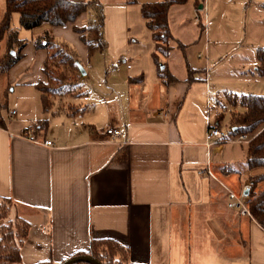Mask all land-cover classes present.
Here are the masks:
<instances>
[{
  "label": "crops",
  "instance_id": "crops-1",
  "mask_svg": "<svg viewBox=\"0 0 264 264\" xmlns=\"http://www.w3.org/2000/svg\"><path fill=\"white\" fill-rule=\"evenodd\" d=\"M99 1L105 46L91 55L75 30L89 11L77 22L82 13L31 29L11 15L26 43L9 69L0 68V196L30 224L22 263L58 264L92 239L110 238L128 247L133 264H264V227L228 204L229 191L248 190V206L250 191L264 188V178L251 179L264 166H246L247 143L204 141L207 103L214 117L226 92L210 74L208 15L194 18L203 0L170 6L168 49L147 25L142 0ZM46 32L84 73L75 71L77 95L56 94L44 109L37 83L47 80L48 50L34 40ZM205 43L207 76L197 57ZM108 126L120 137L104 133Z\"/></svg>",
  "mask_w": 264,
  "mask_h": 264
},
{
  "label": "trees",
  "instance_id": "trees-1",
  "mask_svg": "<svg viewBox=\"0 0 264 264\" xmlns=\"http://www.w3.org/2000/svg\"><path fill=\"white\" fill-rule=\"evenodd\" d=\"M185 1L152 0L141 5V13L147 19L149 28L153 30L154 38L163 41L166 49L169 48L167 40L173 38L168 19L169 8L174 3ZM85 11H91L86 24L75 26V30L85 43L88 55H91L95 50H102L105 46L102 34L104 16L99 0H5V9L0 14V42L5 39L3 49L0 44V68L5 71L9 69L21 57V48L26 43V39L20 38L17 29L11 24L12 13L19 14L20 26L31 29L45 22L51 25H63L75 20ZM34 43L37 47L48 50L43 66L47 82L37 83L42 93L43 108L46 109L51 104L52 96L65 94L62 82L68 75L71 74L76 81L75 71H80V64L74 53L65 45L56 42L48 32L35 38ZM178 44L181 45V43ZM256 58L258 62L254 71L264 75V46L257 48ZM54 82L59 84L52 85ZM225 94L234 108L240 106L239 110L232 111L234 126L232 133L251 132L259 127L246 144V166L249 168L264 166V94L254 92H226ZM263 178L264 173L253 176L251 178L253 185ZM249 195L248 210L264 227V188L258 192H255L253 188ZM12 209V200L0 196V264L22 262L20 246L29 231L30 224L26 220L18 215H15V221L10 218ZM83 253L95 256L101 264H133L128 247L110 238L92 239L85 250L76 251L72 256ZM34 264L53 263L50 260H41ZM71 264L93 263L77 260Z\"/></svg>",
  "mask_w": 264,
  "mask_h": 264
},
{
  "label": "rangeland",
  "instance_id": "rangeland-1",
  "mask_svg": "<svg viewBox=\"0 0 264 264\" xmlns=\"http://www.w3.org/2000/svg\"><path fill=\"white\" fill-rule=\"evenodd\" d=\"M206 4V15H208L206 40L209 45L210 74L220 83L219 89L222 92L225 90V92L264 94V75H251L247 70L249 67L253 68L257 48L264 46V0H206ZM89 12L82 13L77 17L76 22L85 16L87 18ZM203 37L202 33L201 39ZM233 67L245 68L246 73L242 72L235 77L224 76L225 72L228 69L232 70ZM71 76L68 75L62 82V87L65 88V94L74 96L79 93L80 84L78 78L74 81ZM57 84L59 83H52V85ZM229 101L226 94L223 95L216 106L217 110H214L215 116H218L216 119H220L218 124L223 131L232 128V111L240 109L238 106L234 108ZM258 128L246 133L251 134L252 138ZM15 215L12 209L9 216L14 221ZM16 223L18 224V221Z\"/></svg>",
  "mask_w": 264,
  "mask_h": 264
},
{
  "label": "built area",
  "instance_id": "built-area-1",
  "mask_svg": "<svg viewBox=\"0 0 264 264\" xmlns=\"http://www.w3.org/2000/svg\"><path fill=\"white\" fill-rule=\"evenodd\" d=\"M201 11L203 12L204 18L206 19V0H203L202 5L199 8L198 7L195 8L194 18L196 20H198L200 14L199 12ZM205 22L206 20L204 21V24ZM204 30H206V28ZM197 57L201 58L204 61L205 74L207 76L208 53L206 49V43H205V47L198 52ZM15 111H16L15 109H12L11 111H9V115L13 116ZM233 128L234 126H232V128H229V131H223L221 126L218 124V120L212 117L210 104L207 103L206 128L204 134V141L207 146H212L214 144L223 143V142L247 143L250 141L251 134L243 133V132L235 134L230 131ZM103 131L104 133L108 134L109 137L113 140L117 139L121 135V130L113 126L105 127ZM22 135H24V133ZM43 143L47 146H53L51 140H44ZM206 170L210 173V170L208 168H206ZM229 197L231 199V201H229L228 203L230 206L239 207L242 213L250 214L248 210V206H246V204L244 203V194L242 192L238 195L233 191H229Z\"/></svg>",
  "mask_w": 264,
  "mask_h": 264
},
{
  "label": "water",
  "instance_id": "water-1",
  "mask_svg": "<svg viewBox=\"0 0 264 264\" xmlns=\"http://www.w3.org/2000/svg\"><path fill=\"white\" fill-rule=\"evenodd\" d=\"M80 70L82 73H84L81 67H80ZM247 193H248V190H245L244 194L246 195ZM77 260H85L93 264H101L98 258H96L95 256L91 254H86V253L69 256L65 258L60 264H71L72 262H75ZM15 264H24V263L20 262V263H15Z\"/></svg>",
  "mask_w": 264,
  "mask_h": 264
}]
</instances>
